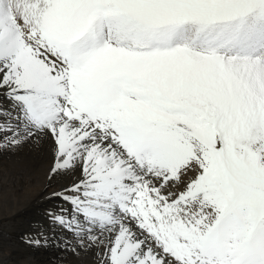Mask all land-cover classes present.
<instances>
[{
  "label": "rangeland",
  "instance_id": "374dc122",
  "mask_svg": "<svg viewBox=\"0 0 264 264\" xmlns=\"http://www.w3.org/2000/svg\"><path fill=\"white\" fill-rule=\"evenodd\" d=\"M92 1L93 0H0V28L12 26L16 30L15 33L7 35L9 43L13 45L14 50L1 63L0 75L4 76L9 84H15L34 74H44L41 69V63L32 53L27 52L23 43L32 42L44 53H53L55 49L37 37L41 34L48 36L49 27L52 30H59L60 27L67 30L77 24L84 23V25L87 26L85 32H89L88 34L93 37L94 30H97L99 27V20L101 19L99 16H104L105 12L113 15L114 18L118 14H121L118 10L110 7L112 0H97L105 6L106 11L104 12L101 11L100 8H97L96 5H91ZM125 1L140 4V7L132 10L129 21L123 22L124 24L122 23V25H120L122 29L130 27V29L134 31H156L158 29L164 30V28L174 29L179 25L184 27L191 26L193 30L196 31L197 28L213 29L219 26L217 22L222 21H228V24L223 25H230L233 27H238L240 24L244 25L248 20L257 24L264 23V0H253L243 7L245 9L239 13L238 16L223 20H208L204 18L203 14L186 8L184 2L175 0L176 9L185 8L190 11L183 22L175 24L167 23L160 16L162 13L161 5L167 0ZM139 20H142V23H139ZM91 29H93L92 32ZM2 36H6V33H3ZM96 37L95 35L93 40ZM76 43H79V46ZM90 43L91 41L85 44H82V42L80 43V41L70 43L75 47L77 51L76 55L79 54L82 59L79 62L77 61L78 68L80 65L82 67L83 64H86V62L90 60L91 64H97L99 56H101L106 48L103 44L98 45L100 48L102 47L101 49L99 48L100 51L99 49L93 48ZM126 48H128V46H126ZM97 50L100 52L98 53ZM190 52L191 51L187 53L186 47H180L170 52L153 55L152 57L149 55L142 56L148 61L164 58L165 61H162L168 62L171 58H169V56L185 61L188 68L199 69L206 77V86H210V88L214 90V92H210L213 100L210 103L212 106H210L208 113V118H210V120L207 121L208 127L192 126L184 121L185 127L181 132L197 138V146L203 151L201 154L202 160L206 164V172L196 177L192 184H188L180 178L176 180L180 172L185 170L186 167L177 160L173 142L174 133H170L166 129L155 126V130L146 135V137L153 140L155 145L156 151L153 154L152 161L148 164L137 165L139 169L136 168L134 173L126 171L130 173V175H137L140 179L132 182L130 187L131 191H128L124 195V198L118 193L104 196L102 191L101 193L92 192L87 194L86 197L84 196L87 198L86 203L81 195L74 197L75 195H69L68 191H63L64 193L59 197V201L56 200L49 205L41 204L31 210L28 205V193L32 192L35 186L33 185L32 187L34 188H31L28 184L22 185V182L27 183L23 180L24 177L15 174L14 178L8 177L5 179V184L0 186V191L2 190V193L0 192L2 196H0V252L2 254L9 253L10 256L11 253L18 254V256L22 254L23 260L25 261L21 262L28 264V262H26L27 258L29 261L37 259L34 253L46 250V258H43L46 264L49 263L46 259H50L49 261L52 264H55V262L56 264H63L73 257V255L65 249L67 243H70L71 240H77V242L86 243L84 245H87V247H92V243H90L89 240L93 238L96 239L95 241H98L100 235L106 236L108 235L107 233H112L113 237H118L120 234H113L115 228H118L116 231L120 229L119 232L121 231L120 233L125 235H120L118 237L117 242L123 241L118 244L122 243L121 247L127 246V249L129 247V249L124 252L125 254H122V264H240L245 262H251L250 264H264V259H260L261 256L257 253L256 249L250 247L253 245L249 244L252 242L253 234L264 233V231H262V229L264 230V206H262L264 205V194H262L264 193V79L262 77L264 76V65L259 62H254L253 65L251 60L257 59L256 57H247L241 59V62H234L222 56L219 58L212 57L206 53ZM96 57L97 59H95ZM261 58L264 59V55H262ZM94 61L96 62L94 63ZM56 63H58L59 66L62 64L61 67L65 68L61 75H57V79L60 80L62 78V81L67 82V80L71 78L73 82H75V85L76 79H82L80 78V74H78L82 72L81 67L75 72L67 70V66L60 60ZM46 67L57 74L59 73L56 66H53V69L48 66ZM71 72L72 74H70V76L69 73ZM115 78L118 77H116V75L107 76V80H111L112 82L110 83V81H108L105 83L107 81L105 79L103 83V86L106 85L104 87H106L109 95L115 100L112 104L109 103L110 106L112 105L111 108L114 107V110L115 108H123L121 103L114 102L122 100L121 98L124 96L114 89L117 80H114ZM226 78L230 80V83L225 86L223 81H225ZM257 78L262 79L258 80ZM64 82H62L63 85ZM96 84H98L97 81ZM64 87L65 93L59 91L57 92V97L46 101L48 105L55 110L56 114H60L58 116L65 114L63 110L65 108L67 109V102L61 99L59 95L66 94L69 96L68 99H70V102L73 100V97H71L68 92V82ZM76 88L82 93V90L78 88V86H76ZM77 89L75 90L78 91ZM75 90H73V92L76 96L77 92ZM165 97V103L167 105L177 106V103L170 102L168 96L165 95ZM194 98H198V100L194 102ZM202 98L203 96L198 93L193 96L190 101L192 105L196 104V108H202L203 110L204 102H200ZM91 102L95 103L93 101ZM8 103H11L12 106H20V102H18L17 99L14 102L8 101ZM54 103L57 105H54ZM111 118L119 129L120 126L117 119L114 117ZM163 118V113L160 110L148 109L145 115V119L152 121H162ZM67 121L70 123L69 120L62 122L65 127L69 126ZM66 122L67 125H65ZM8 126L9 125L0 124V130H2L1 128L3 127L7 130L5 134L0 131V141L14 138L15 140H24L26 144H29V139L31 137L27 132L20 135L16 132L18 125H16L15 128L13 125ZM10 128H14L15 130ZM101 128L104 130L103 126ZM138 129L139 126L135 129L136 135L138 134ZM126 131L128 135H121L119 133L120 131L115 135L114 140L116 142L113 140L112 143L114 145L116 143L119 144L121 147L118 148L114 147L112 144L108 146L103 143H98L96 148H92L90 145H86V142L90 141V137L85 135L83 130L74 129L72 133L73 135L75 134L74 137L77 138L76 141H79L78 143H83L84 141V147L82 146V149L101 150L103 155L108 158H111L113 155L112 157L115 159L117 158L116 160L119 162L123 161L121 164L124 165V161L128 159L125 153V151L128 153V148H122L120 139L125 137L131 140L129 131ZM15 133L16 135H14ZM94 134L93 132L91 136L94 137V142H96L99 138ZM110 134L108 135L105 132L104 136L110 139ZM13 142L15 141H12V143ZM116 151H119V155H117ZM3 155V153H0L1 161H5L4 164L6 167L12 169L13 165L11 160L3 159ZM123 169H125V166H123ZM142 175L145 176L144 180L141 179ZM205 176L208 179L207 183L205 185H198L200 178ZM228 176L233 181L232 188L236 185V189H234L235 192L232 197L229 198L226 195L224 215L220 214L215 217L214 221L216 223L211 222L212 224L209 223L210 225L196 224L195 221L200 218L201 214L213 213L210 211L213 203L211 193L223 188L231 189V184H227L223 179ZM59 182L61 185H66L65 178ZM10 186L12 188L15 187V189L13 190ZM6 188L10 190V195L7 197L9 199L6 198L7 200H3V195L7 193ZM12 190L15 193H12ZM134 193L136 194L134 195ZM92 194H97L99 198H105L106 200H110L111 198V202L108 204L113 203L114 206L111 204L112 208L110 209L113 213L110 219L101 214V211L98 210L100 208L97 205L89 203L88 199H91L90 196ZM126 196L127 199L125 198ZM12 199L13 201L16 200L15 203L18 204H15ZM19 200L22 206H24V208L21 206L23 209L22 212L18 210L21 205L20 202H17ZM5 201H10V208L9 204ZM151 205L158 206L159 211L156 212V210L151 208ZM1 206L6 207V210L8 207L9 212H6V210H4L5 208ZM45 206L46 209H43ZM10 209H13L15 214H12V210L10 211ZM128 210H131V212L128 213ZM71 212H77L76 218L74 216L75 220L72 221L69 220ZM58 219L60 220L57 221ZM228 220L230 221L228 222ZM74 221V226L80 223V227L75 229L67 227L68 224H72ZM174 221H176L182 229L181 234L177 231L178 227ZM200 226L204 227L203 231H199ZM207 227H209V229ZM109 229H111V232H108ZM147 229H151V231ZM95 231H98V233ZM3 233H19L17 234L18 236L16 235L15 237L20 240L17 241L15 237L7 240L11 236H2ZM45 233H49V240L48 235L46 236ZM165 235L167 237H165ZM121 236L123 238H121ZM132 236L135 238L134 240L129 239ZM44 238L46 239L45 241ZM106 238L108 239L111 237L108 235ZM213 238L215 242H213ZM210 239L212 240L210 241ZM248 244L250 250L254 249L256 252L251 253L254 250L249 251ZM263 245L264 242L260 246ZM178 246L180 248H178ZM207 246L210 248H207ZM115 247L117 246L113 247L114 250H112V252L117 250V248L115 250ZM145 248L148 249L147 251L150 253L143 256L141 253H144L143 250ZM247 251L248 253H245ZM231 252H236L235 254L237 255H233ZM49 253L52 256L48 257L47 255ZM256 253L258 256L255 255ZM256 261H258V263Z\"/></svg>",
  "mask_w": 264,
  "mask_h": 264
},
{
  "label": "bare ground",
  "instance_id": "6f19581e",
  "mask_svg": "<svg viewBox=\"0 0 264 264\" xmlns=\"http://www.w3.org/2000/svg\"><path fill=\"white\" fill-rule=\"evenodd\" d=\"M176 1L184 2L186 4V8L192 9L198 13L203 14L204 18L208 20H223V19H228L230 17L238 16L239 13H241L245 9L243 7L249 4L253 0H176ZM96 3H98V1L93 0L91 2V5H96ZM110 7L114 8L115 10H118L121 14H118L115 18L113 17V15L109 14L108 12H105L104 16H99L101 17V19L99 20V27L97 26L98 27L97 30L93 28L95 29L94 31H96L94 36L96 35L97 36L96 38L99 39L107 31H112L114 38H116L119 35L120 36L119 41L129 42L130 48L118 47L114 43L113 44L109 43L108 46L103 45L106 48L102 52L101 56H99L97 60V64L95 63L96 61H94L95 64H91V60L87 61L86 64H83L82 67L79 64L82 72H79L78 74H80L81 76L80 78L82 79H76V85L71 78L68 79L67 80L69 85L68 92L70 93L71 97L75 96L72 95V93L73 90L77 89L76 86H78V88L82 90V93L78 89H77L78 91L75 90L77 92V95L75 96V98L73 97V100H71L72 102L69 101L70 99H68L69 97L68 95L66 94L59 95L61 99L67 102L66 103L67 109L66 108L64 110L62 109L65 112V114L58 116L60 114H56L55 110L51 108L46 101L57 97V92L59 91L65 93L64 86L67 85V82L62 81V78L60 80L57 79V75L59 74L61 75L65 68L61 67L62 64H60L59 66L58 63H56L58 60L62 61L67 66V70L77 72V70H79L80 68V67L78 68L77 60L74 59V57L68 54V52L66 51L67 45L77 41L78 42L80 41V43L82 42V44L91 41L90 44L92 45L93 48L95 49L100 48V46L98 45L101 44H96L94 42L93 40L94 36L92 37V35L88 34L89 32L88 33L85 32L87 26H85L84 23L77 24L67 30H65L62 27H60L59 30H52L49 27L48 36L45 34H41L37 36L38 39L45 41L49 46L55 49V51L51 54L44 53L37 45L33 44L32 42L23 43L24 48L27 50V52L32 53L36 57V59L41 63V69L44 74H34L33 76L24 78L15 84H9L5 79V77L0 75V124H5L9 126L13 125L14 128L16 127V125H18V129H16V132H18V134L23 135L24 132H27L31 137L29 139L30 140L29 144H26L24 140H15L14 138L6 139L5 141H0V153L4 154L2 158L6 160H11V163L13 165L12 169H8L4 164L5 161L2 162L0 159V186L5 184L4 183L5 179H7L8 177L14 178L15 174L24 177L23 180L26 181L27 183L22 182L21 183L22 185L28 184L29 186H31V188H34L32 187L33 185L35 186L34 190L28 193L29 196L28 205L31 210L32 208L35 209L37 206H40L41 204L49 205L56 200L59 201V197L61 196L62 193H64L63 191L65 192L68 191V194L71 196L75 195L74 197L81 195L85 200V202L87 200V198H85L86 195L92 192L101 193L102 191L104 193V196L108 194L118 193L120 196L124 198V195L128 191H131L130 187L132 182L137 181L138 179H140V177H137V175L136 176L130 175V173L126 172V170L123 169V166L125 165L121 164V162L123 161L119 162L118 160H116L117 158L115 159L112 157L113 155L111 156V158L110 157L108 158L107 156L103 155L101 150L85 149V148L82 149V146L84 145V141L83 143H78L79 141L77 142L76 141L77 138L74 137L75 134L73 135L72 133L74 129L81 131L83 130V133H85V135L90 137V141L86 142V145H90L92 148H96L98 143H103L104 145H108V146L112 144L116 148L121 147L117 143L114 145L112 143L113 140L107 139L104 136V133L98 130V127L102 129L101 127L103 126L104 130L106 131V127L109 126L107 123L103 124V122L108 117V115L106 114L107 110L111 111L109 117H114L115 119H117V122L120 126L118 129L117 124L114 122L116 128L113 130V132H111V134L113 133L116 135V133L121 130H128L131 139L136 137L140 141L141 139L146 138L147 134L154 131L155 126H158L162 129H166L170 133H174L173 142L175 145L177 160L180 164L186 167L185 170L180 172L176 180L180 178L185 182H187L188 184H192L196 177L206 172L205 171L206 164L203 162L202 154H201L203 153V151L197 146V141H198L197 138L195 136H191L189 134L181 133V132L185 127L184 121L188 122V124L192 126H197V127L204 126L205 128L208 127L207 121L210 120V118H208V113L210 110V106H212V104L210 103L213 100L212 96L210 95V92H214V90H212L210 86H206L207 80L206 77L202 74V72L199 69L188 68L185 61L179 60L172 56H169V58L170 57L171 58L170 59L168 58L169 59L168 62H163L165 61L164 58H159L155 61H148L145 60L142 55L137 54V52L131 51L132 47L138 45V43L141 42L142 37L139 36L140 34L148 33L150 35H155L160 32L164 33L166 29L164 30L158 29L156 31H147V30L134 31L130 29V27L122 29L120 25H122L123 22L129 21V19L131 18L132 10L137 7H140V4L125 0H112ZM161 8H162V13L160 16L169 24L183 22L185 20L186 15L190 12L188 9L185 8L176 9L175 0L165 1V3L161 5ZM100 10L103 12L106 11V9L105 10L100 9ZM105 19H107V22ZM139 23H142V20H139ZM185 27L192 32L194 31L191 26H185ZM93 29H91V32ZM199 29L200 28H197L196 30ZM15 32L16 30L12 26H5L3 28H0V65L4 61V59L8 57L14 50L13 45L9 43L7 35ZM3 33H6V36L3 37L2 36ZM100 51H98V53ZM188 52L189 51L187 50V53ZM160 53H165V52H159V54ZM190 53H194V52H190ZM211 56L220 58L221 55H211ZM95 59H97V57ZM228 60L234 62L237 61L241 62L239 59L235 60L233 57L228 58ZM251 61L253 62V65L254 62L258 63L257 59ZM46 66L50 68L56 66L58 68L59 73L58 74L55 73L53 70L47 68ZM70 74H72V72L69 73V75ZM110 75L112 76L116 75V77L118 78L121 76L123 77L125 75H131V83L129 87L130 92L127 96H123L121 98L122 100L114 102V103H121L123 105L122 109H120L121 107L119 109L115 108L116 111L113 109L114 107L111 108L112 105L110 106L109 104V103L112 104V102L115 100L112 99V96L109 95L108 91L106 90V87H104L106 85L103 86L105 79L107 80V76ZM262 77L264 79V76ZM116 79L117 78H115L114 80ZM261 79L259 78L258 80ZM96 81L98 82V84H96ZM108 81H110V83L112 82L111 80H107L105 83H107ZM62 82H64V85L62 84ZM223 83L226 86L230 83V80L226 78L225 81H223ZM198 93L203 96L202 100H200V102H204L203 110L202 108H196L195 107L196 104L192 105L190 101L193 98V96H195ZM165 95L169 97L170 102L177 103L176 104L177 106L167 105L165 103L166 102ZM6 99H10V100H6ZM16 99L18 100V102H20V106H12L11 103H8V101L14 102ZM196 100H198V98H194V102H196ZM91 101L95 103H92ZM56 103H54V105ZM148 109L162 111L164 116L163 120L152 121L149 119H145V115ZM65 120L70 121V123L67 121L69 123L68 127H65L64 124H62V122ZM67 122L65 123V125H67ZM137 126H139V129L137 131L138 134L136 135L135 129ZM3 128H1L3 131L2 130L0 131L3 134H5L6 133L5 131L7 130L6 128L4 129ZM14 128H10V129L13 130ZM93 132L95 133L94 135H96L99 138L98 141L95 140L96 142H94L93 139L94 137L91 136ZM14 135H16V133ZM12 141L15 142L12 143ZM114 142L116 141L114 140ZM120 142L123 145L129 143L130 140L123 137L120 139ZM155 151L156 150L154 149V151L151 153L152 155L151 158H149L148 160H141L140 163L137 165L139 166L151 162ZM125 153L126 156H128V153L126 151ZM64 178L66 179V185H61L59 181L63 180ZM223 179L227 184H231V189L223 188L211 193L213 197V203L211 205L210 211H212L213 213L201 214L200 218L195 221L196 224L208 225L211 222L216 223L214 221L215 217H217L220 214L224 215L223 213L226 208V204H225L226 195L229 198L232 197L234 195L235 192L234 189H236V185L234 188H232L233 181L229 176ZM207 181L208 179L206 176L202 177L200 178L198 185L200 184L205 185ZM10 188L12 187L10 186ZM12 189L14 190L15 187H13ZM6 190L7 193L6 194L4 193L5 195H3L4 197L3 200L9 199L7 197L10 195L9 194L10 190H8L7 188ZM13 190L12 193H15L13 192ZM135 194L136 193H134V195ZM90 198L91 199H88L89 203L97 205L100 208L98 210L101 211V214L110 219L113 213V211H111L110 208H112L111 204L113 203L111 204L108 203L111 202V198L110 200H106L105 198H99L97 194H92ZM125 198L127 199V196ZM13 202L15 203L16 200ZM17 202H20V200ZM6 203L9 204V208H10L11 207L10 201ZM21 206L22 203L19 206L20 208H18L19 212L23 211L22 208H24V206H22V208ZM46 206L43 209H46ZM3 208H5L4 210H6V207ZM9 208L7 207L6 212L8 211ZM151 208L156 210V212L159 211L158 206L151 205ZM11 210H12V214L13 213L15 214L13 209H10V211ZM76 213L77 212L70 213V219H69L70 221L75 220ZM60 217L62 219L61 215ZM59 220L60 219H58L57 221ZM230 220H228V222ZM174 223L178 227V229L176 228L177 231H179V233L181 234L182 229L179 227L176 221H174ZM74 225H75V221L72 224H68L67 227L72 229L80 227V223H78L76 226ZM207 228L209 229V227ZM116 229L118 228H115L113 234L118 233L120 235H124L123 233H120L121 231L119 232L120 229L118 231H116ZM110 230L111 229H109L108 232ZM147 230L151 231V229H147ZM203 230L204 227L200 226L199 231H203ZM262 231L264 230L262 229ZM95 232L98 233V231ZM17 234L3 233L2 236H7V235L11 236L10 238L7 239L10 240L11 238H14ZM107 234L110 235L111 238L107 239L106 237H108V235L106 236L100 235L98 241H95L96 239L93 238L89 240L90 243H92V247L89 246L87 247V245H84L86 243L77 242V240H71L70 243L66 242L67 246L65 247V249L70 254H72L73 257L68 262H64L63 264H116V263L122 264V254L126 250H128L129 247L127 249V246L121 247L122 243L118 244L120 242H123V241L117 242L118 237L120 235H118V237L117 236L113 237L112 233H107ZM263 234H264L263 232L253 234L254 235L253 238L250 237L252 238V242L249 243L250 245L252 244L254 246V247L253 246L250 247L256 249L257 253L261 256L260 259L262 260L264 259V245L263 246L260 245L263 244L264 242ZM45 235L46 236L48 235V240H49L50 237L49 233H45ZM165 237L167 236L165 235ZM121 238L123 237L121 236ZM129 239L134 240L135 238L132 236ZM16 240L18 241L20 239L16 238ZM45 240L46 239L44 238V241ZM211 240L212 239H210V241ZM213 242H215L214 238H213ZM249 244H248L249 251L254 250V249L250 250ZM13 245L12 247L14 248V246L16 245L14 246ZM114 246H117L115 247V250L116 248L117 250L115 252H112V250H114L113 249ZM178 248L180 247L178 246ZM207 248L210 247L207 246ZM147 250L148 249L145 248L143 250L144 253L141 254L143 256L148 255L150 252ZM256 251L254 250L251 253H254ZM245 253H248V251ZM257 253L255 254L256 256H258ZM45 254H47L46 250L43 252L37 251L36 253H34V256L37 259H33L32 261H29L27 260L28 259L27 258L26 262H28V264H46L45 261L43 260V258H46ZM47 256L50 257L52 255L49 253ZM46 260L49 262L48 264H52L49 261L50 259L49 260L46 259ZM21 261H25L23 260L22 254L18 256V254L11 253L10 256L9 253L2 254L0 252V264H21V263L24 264V262ZM256 262L258 263V261Z\"/></svg>",
  "mask_w": 264,
  "mask_h": 264
}]
</instances>
